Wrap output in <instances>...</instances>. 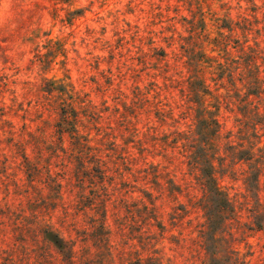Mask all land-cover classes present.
<instances>
[{"label": "rangeland", "instance_id": "obj_1", "mask_svg": "<svg viewBox=\"0 0 264 264\" xmlns=\"http://www.w3.org/2000/svg\"><path fill=\"white\" fill-rule=\"evenodd\" d=\"M190 76L221 126L212 225L168 135L204 128ZM261 155L264 0H0V264H264Z\"/></svg>", "mask_w": 264, "mask_h": 264}, {"label": "trees", "instance_id": "obj_2", "mask_svg": "<svg viewBox=\"0 0 264 264\" xmlns=\"http://www.w3.org/2000/svg\"><path fill=\"white\" fill-rule=\"evenodd\" d=\"M159 54L165 56V51H162V53L160 52ZM184 81L187 82L188 88H190V92L187 93V96L191 97L195 95L197 99L192 97L193 98L192 102L201 105V113H203L201 117V121H202V125H204V128L200 132L194 130L193 133L191 131H189V133H184L181 131L174 130L168 135L172 136L173 141L177 142L174 144L182 143L183 147L189 149L188 152L190 153V157L192 160L191 163L192 168L196 170H198L199 168L200 170V174H197L196 178L199 181L201 187L204 189V193H205L204 197L202 198V206L207 221L209 222V224L211 223L212 225L217 223L219 220L223 219L226 213L230 210V206H231L230 205L231 202L229 198L221 190L217 178L214 175L213 159L215 157L214 156L212 157L210 154L211 150L213 149V146L216 145L215 142L218 141L221 137V132H220L221 126L219 124L218 119L214 117L213 113H211L206 109V107H204L201 93H206L208 91L207 88L203 85V83H201L200 81L201 85H199V83H197L196 80H192L191 76ZM149 90L155 92L152 98L146 95L144 92L142 93L140 91V95H139L140 98H138L136 103L140 104L144 112L148 115L147 129L149 131V134L152 133V137H155L157 139L159 136L158 134L155 135L157 131V127L154 126L152 123L154 122V118H156L158 121H161V126L165 125L166 121L168 120L171 119L173 121L175 120L172 114V109L170 108L169 110H166L164 108V106H168V104L165 103L160 96L162 93V87L158 84V82H156V79L150 82ZM260 100L261 99H259L258 101L260 102ZM254 107L256 108L255 110L257 111L259 108H261V103H255ZM10 133L13 134H11V136L8 138L11 139L13 145H17L18 142L14 140V136L16 134V130L14 129V126H12ZM172 140L170 141L172 142ZM239 152L241 153L244 151L240 150ZM246 152H248L247 154L248 156H250L247 159L254 160L255 157L250 154V151H246ZM263 158L264 156L261 155L260 159L262 160ZM261 164L254 165L253 168H256V171H259L261 169ZM31 168L35 171L40 170L38 166H33ZM152 168L157 169V166H152ZM258 180H259V176L258 178H256L257 185H258ZM248 181L251 190H253L254 188L257 189L256 187H254L255 185L253 186L251 184L250 180ZM203 232L206 234V231ZM213 238L215 239V236Z\"/></svg>", "mask_w": 264, "mask_h": 264}]
</instances>
